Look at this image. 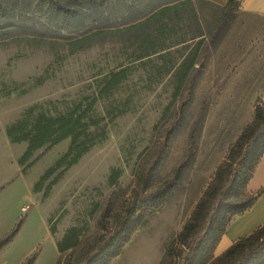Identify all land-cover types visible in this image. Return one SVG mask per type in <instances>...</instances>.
Instances as JSON below:
<instances>
[{"label": "rangeland", "instance_id": "obj_1", "mask_svg": "<svg viewBox=\"0 0 264 264\" xmlns=\"http://www.w3.org/2000/svg\"><path fill=\"white\" fill-rule=\"evenodd\" d=\"M170 1L0 0V239L20 224L0 250V264H22L32 255L33 264H56L55 242L66 229L82 227V241L95 240L102 215L114 227L137 195L162 188L178 172L176 186L147 210L144 224L109 263L160 264L236 137L253 121L251 104L215 100L220 86L207 65L209 41L223 25L229 0ZM57 7L77 14L80 23L60 29ZM197 54L181 78V63ZM121 69L124 80L103 92ZM78 104L89 105L87 117L97 121L86 128L93 144L35 192L70 138L44 145L21 166L27 144L10 142L6 130L31 108L32 116L53 117ZM113 170L120 174L111 185Z\"/></svg>", "mask_w": 264, "mask_h": 264}, {"label": "trees", "instance_id": "obj_2", "mask_svg": "<svg viewBox=\"0 0 264 264\" xmlns=\"http://www.w3.org/2000/svg\"><path fill=\"white\" fill-rule=\"evenodd\" d=\"M186 2L190 0L170 1L174 4ZM236 4V0H229L230 9L217 34L211 37L210 46L214 44L229 20ZM165 10H167L166 7L160 9L157 14H162ZM55 15L60 19L58 22L60 29L67 30L68 26L80 23L77 14L62 7L56 8ZM200 43L201 41H198V46ZM197 57L198 54L181 63L183 71L181 78H184L194 67ZM124 78V69L111 73L103 92L114 88ZM178 89L179 87L177 91ZM89 110V105L82 107L78 104L66 115L52 117L43 113L32 116L31 108L20 120L7 128L6 134L10 142L27 144L18 160L21 166L26 164L32 154L44 145L52 147L70 138L67 151L35 183V192L40 191L42 184L57 170L67 169L76 164L92 146L93 141L87 139L86 128L95 126L97 121L88 119ZM82 136H85V139H81ZM263 153L264 108L256 104L253 121L239 134L229 150L227 160L217 167L213 181L196 203L190 217L175 239L165 248L160 264H264V225L250 235L237 240L220 256H213V251L231 218L247 210L256 200L257 195L247 196L243 200L237 199L243 194ZM33 163L34 161H31L26 167L32 166ZM119 174L118 170L111 171L109 175L111 185L116 183ZM149 174L148 172L142 177L144 186L149 179ZM56 178L48 183L46 191L55 184ZM177 182L178 172L162 188L142 197L137 195L132 203L124 207L123 215L117 218L112 228L107 227L105 223L108 216L102 215L98 223L100 234L93 241H82L84 235L82 227L72 226L66 229L62 237L55 242L59 255L56 264H109L112 259L120 255L134 231L144 224L147 210L156 208ZM19 227L20 224L10 234L0 239V250L11 241ZM50 232L55 233L54 227H51ZM34 259L35 255H32L22 264H33Z\"/></svg>", "mask_w": 264, "mask_h": 264}, {"label": "crops", "instance_id": "obj_3", "mask_svg": "<svg viewBox=\"0 0 264 264\" xmlns=\"http://www.w3.org/2000/svg\"><path fill=\"white\" fill-rule=\"evenodd\" d=\"M207 53L208 69L220 86L216 101L249 103L253 107L259 104L264 108V0H238ZM251 195H257L256 200L228 222L214 257L264 225V153L243 190V196Z\"/></svg>", "mask_w": 264, "mask_h": 264}]
</instances>
